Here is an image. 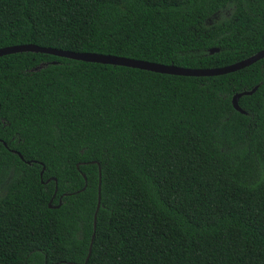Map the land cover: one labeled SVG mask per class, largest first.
I'll return each instance as SVG.
<instances>
[{
  "label": "trees",
  "instance_id": "trees-1",
  "mask_svg": "<svg viewBox=\"0 0 264 264\" xmlns=\"http://www.w3.org/2000/svg\"><path fill=\"white\" fill-rule=\"evenodd\" d=\"M19 44L218 68L264 49V0H0ZM99 168L85 264H264V58L0 57V264H83Z\"/></svg>",
  "mask_w": 264,
  "mask_h": 264
},
{
  "label": "water",
  "instance_id": "water-1",
  "mask_svg": "<svg viewBox=\"0 0 264 264\" xmlns=\"http://www.w3.org/2000/svg\"><path fill=\"white\" fill-rule=\"evenodd\" d=\"M24 52L42 53V54L52 55L55 57L72 59L76 61L98 63V64H104V65H113V66H120V67H128V68L139 69L143 71H149L153 73L174 75V76H181V77L220 76V75L233 73L240 69L246 68L264 58V49H263L257 52L256 54L246 59H243L239 62L233 63L231 65H226V66L218 67V68H200L199 69V68L177 67L173 64L164 65L160 63H153V62L137 60V59H130V58L119 57V56H114V55L65 51V50L49 48V47H40L34 44H19V45H13V46L0 48V57L9 55V54L24 53ZM214 52H218V49L212 48L209 50L210 54H213ZM52 64H56V62H52ZM256 89H257V86L254 87V89H252L251 91H246V92L235 94L231 101L234 109L242 114H246V112L239 107L238 100L241 96L252 94ZM13 152L17 153L15 151ZM17 155L20 157V159H22V156L19 153H17ZM77 167H78V164H77ZM84 179L86 181L85 176H84ZM100 181H101V173H100V168H99L98 200H97L95 213L93 215V233H92V237H91V241H90V245L88 249V254L83 264H85L88 258L90 257L91 247H92L94 236H95L96 216H97L98 209L100 207ZM49 207H51L50 203H49Z\"/></svg>",
  "mask_w": 264,
  "mask_h": 264
}]
</instances>
